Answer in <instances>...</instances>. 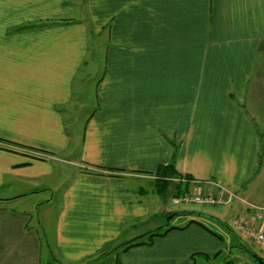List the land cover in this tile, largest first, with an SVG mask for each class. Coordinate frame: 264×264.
<instances>
[{
    "label": "crops",
    "instance_id": "1",
    "mask_svg": "<svg viewBox=\"0 0 264 264\" xmlns=\"http://www.w3.org/2000/svg\"><path fill=\"white\" fill-rule=\"evenodd\" d=\"M102 47L104 75L90 90ZM260 124L264 0H0V264H41L33 216L56 203L43 196L56 188L46 153L73 143L88 167L73 172L53 219L68 264H260L255 237L241 231L252 243L229 238V249L190 215L197 203L175 201L218 184L264 205ZM169 164L177 176L158 178ZM126 177L170 186L172 204L146 201ZM241 199L212 211L264 232ZM149 213L155 229H172L102 257L143 235L126 229ZM168 215L183 221L165 225Z\"/></svg>",
    "mask_w": 264,
    "mask_h": 264
},
{
    "label": "rangeland",
    "instance_id": "2",
    "mask_svg": "<svg viewBox=\"0 0 264 264\" xmlns=\"http://www.w3.org/2000/svg\"><path fill=\"white\" fill-rule=\"evenodd\" d=\"M104 48L102 47V50H99L100 53V59L101 61L98 64V67H96L95 72H94V77L93 78H89L90 81L88 82V84H90L89 89L92 90L93 87H96V81L100 80L103 75H104V63H105V56H106V52H104ZM92 84V85H91ZM88 98H90V95H88ZM91 100V99H90ZM90 100L88 101V105L90 103ZM94 107L93 106H89L88 109L86 111L89 112H93ZM83 118H81L82 120ZM84 120V119H83ZM85 124H79V125H73L70 126V130L72 131V134L78 133V131H82L84 129ZM260 129H264V125L260 124ZM264 136V133L262 134ZM264 138V137H263ZM81 147L77 146L76 143H73L70 145V148H68L63 155H56V154H48V158L47 160H50L52 165L54 166V171L52 173V175L49 177V184L56 187V188H48L47 190H45L44 193V197L45 198H51L54 197L56 200V203L53 205H48V203L45 202H41L38 203L36 205V211L34 212V223L37 222L43 231H41L42 233V238H43V249H42V255H41V264H68L67 261L64 259L63 255L59 252L58 250V243H57V232H56V226L53 223V219L56 213L59 212V200L62 199V194L64 192V190L66 189V187L70 186V182L72 180H74L73 177V172H77V171H82L85 172L87 170V163H85L82 160L81 157ZM39 154H42L40 152H38ZM105 173V172H104ZM108 174V173H107ZM110 175V174H109ZM113 175V174H111ZM127 179H130L131 181H133V183H131L132 187L137 188L138 185H141L144 188V193H146V201H152L154 199L158 200L163 199L165 201H168L170 204H172V200H173V194H169V189L170 186L168 188H165L166 190H161V188H157L155 187L153 189L152 187V183L153 181H155V179H137V178H133V177H126ZM139 183V184H138ZM142 184H145L144 186ZM60 185V186H58ZM154 190V192H153ZM145 196L142 194L140 196L141 199H143ZM247 202V201H246ZM160 203V202H159ZM159 203H155L151 206V209L154 210L155 206L156 208L159 207ZM247 204V203H246ZM257 205V204H256ZM181 206V205H178ZM226 205H213V204H192V208L195 209L194 211H196L197 213L194 214L193 212L190 215H196L198 216L197 218H195L196 220H199L201 223L207 225L211 231L213 230L214 232H216L218 235H222V238L224 239V242L226 244V247H229L230 249V240L229 238H231L233 245L237 246L239 243H243V245L246 247V245L244 244L245 242H250L252 243V240H250L247 237H243V234L241 233V231H243L245 233V231L240 228L238 226V224L233 221H230V219L228 218L230 213L229 211H227V221H223L220 219L219 216H217V214H215L212 210H214L213 208H228L225 207ZM258 206H264V205H258ZM18 207V205L16 206ZM151 214H148V217L145 221L142 222H136V225H131L129 226L126 230L127 232L131 229L132 231L137 230V232L139 234H145L149 231H151L152 227L154 228V221L151 219ZM206 214H210L211 219H207ZM219 215V214H218ZM171 215H168L166 217H164L163 219V223L166 225L167 223H171V225H179V223H181L183 221L182 218L178 217V219H169ZM186 221V218L185 220ZM188 221V220H187ZM45 224V229H47V231H44L43 229V225L42 223ZM158 223V222H157ZM178 223V224H177ZM36 224V223H35ZM205 226V227H207ZM239 227L236 228V227ZM207 227V228H208ZM208 228V229H209ZM155 229V228H154ZM92 233V232H91ZM47 239H46V237ZM46 240V241H45ZM123 247H118L115 246L110 252H105V254H102V257H108V260H112V252L113 251H118ZM233 248V247H232ZM251 249V248H250ZM245 251L243 250V253ZM120 253V252H119ZM117 253V254H119ZM259 256H261V254L264 255V252L260 251L258 252ZM197 255V254H196ZM219 256V255H218ZM224 255H222L219 259V263L217 261L218 264H223ZM229 258V257H227ZM225 258V259H227ZM100 260H105L104 258H101ZM104 262V261H102ZM256 264V263H255Z\"/></svg>",
    "mask_w": 264,
    "mask_h": 264
},
{
    "label": "built area",
    "instance_id": "3",
    "mask_svg": "<svg viewBox=\"0 0 264 264\" xmlns=\"http://www.w3.org/2000/svg\"><path fill=\"white\" fill-rule=\"evenodd\" d=\"M214 189L208 190L207 192H197L192 194H187L182 196L180 199H176V203L180 201L184 202H195L197 204H228L234 199H241L235 192L226 188L223 185L213 184ZM246 202V200L241 199ZM248 207L253 211L255 218L264 222V206H258L256 204H251L246 202ZM240 228H242L245 233L252 235L261 243L264 244V232L253 226L252 223L244 222L241 219L235 220Z\"/></svg>",
    "mask_w": 264,
    "mask_h": 264
},
{
    "label": "trees",
    "instance_id": "4",
    "mask_svg": "<svg viewBox=\"0 0 264 264\" xmlns=\"http://www.w3.org/2000/svg\"><path fill=\"white\" fill-rule=\"evenodd\" d=\"M261 141V140H260ZM261 146H262V152L264 153V140L262 139L261 141ZM157 175L158 178L162 179V180H169V178L175 177L177 176V173L174 170V165L173 164H169V165H162L158 168L157 170ZM163 227L151 230L143 235H141L139 238H135V239H131L128 240L122 244H119L118 247H123V249H128L134 245H138V244H151L154 240V238L156 236L159 235H163L165 233H167L168 231H170L172 229V227H167L162 231ZM146 237L145 240H143L142 238ZM233 264V262L229 261L227 262V264Z\"/></svg>",
    "mask_w": 264,
    "mask_h": 264
},
{
    "label": "water",
    "instance_id": "5",
    "mask_svg": "<svg viewBox=\"0 0 264 264\" xmlns=\"http://www.w3.org/2000/svg\"><path fill=\"white\" fill-rule=\"evenodd\" d=\"M170 217H172V215H171ZM258 262H259L260 264H264V260L261 259V258L258 259Z\"/></svg>",
    "mask_w": 264,
    "mask_h": 264
}]
</instances>
